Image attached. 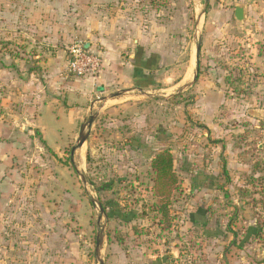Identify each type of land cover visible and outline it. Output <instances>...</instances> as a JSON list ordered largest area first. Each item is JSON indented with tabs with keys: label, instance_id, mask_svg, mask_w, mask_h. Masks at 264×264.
Listing matches in <instances>:
<instances>
[{
	"label": "rangeland",
	"instance_id": "374dc122",
	"mask_svg": "<svg viewBox=\"0 0 264 264\" xmlns=\"http://www.w3.org/2000/svg\"><path fill=\"white\" fill-rule=\"evenodd\" d=\"M252 4L264 9V0H0V264H98L97 236L104 264H146L174 249L179 264H264V150L257 148L264 76L247 78L243 70L251 65L243 54L264 52V29L256 48H247L251 36L238 27L245 21L233 15L235 6ZM259 19L264 25V14ZM77 41L103 57L115 51L129 63L132 56L145 60L146 87L104 101L98 99L117 89L94 87L78 103L87 110L82 121L61 127L73 136L47 143L25 110L51 97L60 107L76 106L62 94L82 80L67 70V49ZM198 44V76L215 69L225 99L210 118L249 166L228 182L220 173L210 192L191 188L195 166L212 173L189 154L206 133L191 114L196 82L183 88L192 81ZM81 126L86 140L78 148ZM222 133L208 142L218 144ZM162 148L170 149L179 178L168 232L150 208V160ZM198 208L204 226L189 221ZM252 227H261L258 237L249 235Z\"/></svg>",
	"mask_w": 264,
	"mask_h": 264
},
{
	"label": "crops",
	"instance_id": "0c3cea01",
	"mask_svg": "<svg viewBox=\"0 0 264 264\" xmlns=\"http://www.w3.org/2000/svg\"><path fill=\"white\" fill-rule=\"evenodd\" d=\"M7 2L3 5L6 6ZM245 8V23L242 26H238L241 29L247 32L251 37L250 39L245 40V45L247 48H256V43H258L259 37L261 36L257 31L263 30L264 25L262 24V20L259 19L260 15L264 14V9L259 8L258 6L252 4L251 6L244 7ZM235 10V7H234ZM233 10V15H234ZM235 18V17H234ZM255 33H251V32ZM227 41V43H230ZM261 45L264 46V37H262ZM229 45V44H227ZM100 54V53H99ZM264 52H249V54L245 53L243 55H247L248 62L251 63L249 65L247 63L246 69H243L245 74H247V78L250 77L251 73L254 75L260 74L264 76V64L261 60L263 57ZM102 59V67L98 74L94 77H87L80 82L75 80V83L72 84L74 87L72 89H66L65 92L62 94V101L64 103H71L72 105H76L72 108L69 107L66 109L65 107H60L58 105L57 98H49V102H45L44 104H38L33 106H28L26 108V114L30 115L29 121L32 125V129H37L38 132L43 136V140L47 141V143H58V142H65V139L68 140L69 137L73 136V131L64 129L61 131V127L65 124L67 125H76L77 122L82 121V115L84 116L87 113V110L82 109L81 105L78 103L85 102L89 100V97L92 96L93 89L96 87L98 91H103V93L108 94L109 90L112 87H115L117 92L109 93L106 99L109 100L110 96L120 93L126 92L124 95L131 94L135 89L139 91L143 90L146 87L145 78L146 76V68L147 62L145 60H141L138 64L135 62V56L133 57V62L129 63V61H124L121 57L120 52L112 51L111 55L108 57H103L101 54ZM250 57V59L248 58ZM129 56V60H130ZM256 64V65H254ZM257 64H260L257 65ZM260 69L257 70V69ZM254 69V70H252ZM149 70V69H148ZM215 69H209L207 75L205 74L204 77L201 75L198 76L195 85L193 86L194 89L197 90L199 97L198 101L195 102L193 107V117L199 123V129L205 131L206 133L199 134V138L197 139V146L189 153L191 154L190 157L195 159V163L198 165H208V168L211 169L212 173L206 175L208 170L205 171V174L195 166V170H193V177L191 181V188L193 190H201V191H212L215 187V179L221 173L222 165L224 164L226 170H228V175H238L243 173H248L249 166L246 162L239 160L238 151L240 146L235 145L231 141L228 140L226 134L219 132V128L213 123L211 120L214 115L219 110L220 106L225 103V99L221 96L222 94V86L217 87L219 81L217 80ZM192 82V81H191ZM185 84L183 88H191L192 86H188ZM128 87V89L126 88ZM68 88V87H67ZM121 95V96H124ZM27 93L21 94L20 97L23 99L27 97ZM105 98V97H104ZM104 101L103 97L99 98L98 101ZM91 105L93 103H90ZM77 110L79 111L77 113ZM73 112L77 114L76 118L70 117L69 114ZM12 127H18V123H21L20 119H13L11 120ZM8 126V125H7ZM3 121L0 123V134L5 133ZM65 130H68L65 132ZM222 133L223 138H219L220 140L217 142L218 144H212V141L208 142V140L213 139L212 137L215 134ZM31 135V134H29ZM245 140V139H243ZM250 141V140H249ZM215 143V142H214ZM257 148L259 150H264V140L262 143L257 144ZM247 149V147H245ZM206 153V154H203ZM205 155V156H204ZM6 156V155H5ZM183 160L187 158V156L183 155L181 157ZM205 212L202 208H198L196 211L191 212L189 214V221L192 226H196L200 224L204 226L206 223V218L204 217ZM207 236V233L203 234ZM208 237V236H207ZM171 259V261H167V257ZM179 253L175 251V249L169 252H165L160 255L159 258L152 256L150 257L149 261L146 264H179L178 260ZM219 258L226 257L224 260H227L226 253H220L217 255ZM173 260V261H172ZM137 264V263H132ZM210 264H219L211 262ZM224 264H227V261H224Z\"/></svg>",
	"mask_w": 264,
	"mask_h": 264
},
{
	"label": "trees",
	"instance_id": "16d2710c",
	"mask_svg": "<svg viewBox=\"0 0 264 264\" xmlns=\"http://www.w3.org/2000/svg\"><path fill=\"white\" fill-rule=\"evenodd\" d=\"M180 98H182V96L177 95L173 97V100H178ZM184 101L185 100L182 99L181 101H177L175 104L182 105ZM149 167L153 175L150 193L154 199L150 204V208L152 213L155 215V218H158L160 231L168 232L172 227L170 217L171 199L179 185V178L175 171L174 159L170 149L162 148L156 151L151 156ZM255 167H257V165ZM221 174L228 182V170H226L224 164L222 165ZM230 226L231 224L227 225V231L229 232H231ZM248 231L249 235L251 234L258 237L262 229L261 227H252Z\"/></svg>",
	"mask_w": 264,
	"mask_h": 264
},
{
	"label": "built area",
	"instance_id": "2783aa9c",
	"mask_svg": "<svg viewBox=\"0 0 264 264\" xmlns=\"http://www.w3.org/2000/svg\"><path fill=\"white\" fill-rule=\"evenodd\" d=\"M66 55L67 70L75 78L94 77L102 67L100 54L92 51L80 41L72 44L67 49Z\"/></svg>",
	"mask_w": 264,
	"mask_h": 264
},
{
	"label": "water",
	"instance_id": "95a60500",
	"mask_svg": "<svg viewBox=\"0 0 264 264\" xmlns=\"http://www.w3.org/2000/svg\"><path fill=\"white\" fill-rule=\"evenodd\" d=\"M234 17L236 19L237 22H243L245 21V8L242 6H235V10H234ZM199 52H200V45L198 44L196 46V50H195V67H194V72H193V76H192V82L188 85L189 87L192 86L197 78H198V73H199ZM126 92H120V93H116L112 96H110V98L113 97H118L121 95H124ZM104 100L106 98H103ZM92 122V119H90L87 123L86 126H90ZM86 126H81L80 127V132H79V136H78V142H77V146L78 148H80L82 146V144L84 143V141L86 140V135H84V129ZM75 147L72 148L71 150V155H73L74 151H75ZM102 247V241L101 238L99 236H97L96 238V245H95V255L96 258L98 260V264H104L103 259L100 258V249Z\"/></svg>",
	"mask_w": 264,
	"mask_h": 264
}]
</instances>
